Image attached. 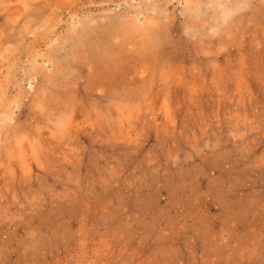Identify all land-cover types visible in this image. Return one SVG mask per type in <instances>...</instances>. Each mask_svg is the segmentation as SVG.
<instances>
[{
    "label": "rangeland",
    "instance_id": "rangeland-1",
    "mask_svg": "<svg viewBox=\"0 0 264 264\" xmlns=\"http://www.w3.org/2000/svg\"><path fill=\"white\" fill-rule=\"evenodd\" d=\"M0 264H264V0H0Z\"/></svg>",
    "mask_w": 264,
    "mask_h": 264
}]
</instances>
